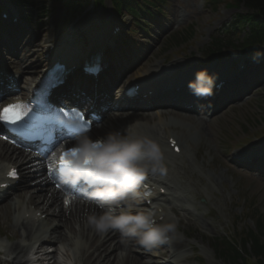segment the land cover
<instances>
[{
	"label": "clouds",
	"instance_id": "clouds-1",
	"mask_svg": "<svg viewBox=\"0 0 264 264\" xmlns=\"http://www.w3.org/2000/svg\"><path fill=\"white\" fill-rule=\"evenodd\" d=\"M216 80L215 74L201 69L188 82V88L197 98L211 97ZM52 159L60 165L62 180L71 185L83 184L87 200L99 209L88 217L89 226L97 233L118 231L149 251L171 243L177 234L178 221L170 214L166 217L164 209L138 207V194L146 175L166 171L160 143L140 125L130 124L98 138L80 135L67 149L61 146ZM30 215L38 213L24 209L14 219ZM29 259L30 264H36V256Z\"/></svg>",
	"mask_w": 264,
	"mask_h": 264
},
{
	"label": "rangeland",
	"instance_id": "rangeland-1",
	"mask_svg": "<svg viewBox=\"0 0 264 264\" xmlns=\"http://www.w3.org/2000/svg\"><path fill=\"white\" fill-rule=\"evenodd\" d=\"M37 1L39 2L38 6L47 4L48 8L51 7L53 4V0H37ZM108 6L109 4L106 3V7ZM222 11H225V9L222 8L220 12ZM35 14L36 13L34 12L33 15L35 16ZM202 16H204V18L199 22L200 15L199 14L196 15V21H198L199 23H197L198 25L195 24V26L192 28L193 31L197 30L198 32L200 31L201 27H204L205 21L207 20L208 17L206 16V13H202ZM196 36H194V38H192L191 41H188L187 44H192V41L195 39ZM164 46L165 45H163L162 47ZM179 46L180 44L177 46V49L179 48ZM177 49H175V51H177ZM34 56L38 57V53H36ZM218 117L220 118L219 119L216 118L214 120L215 129L218 132L225 133V135L233 138L234 137L247 138V135L252 134L255 129L264 126V87H261L258 96L256 98L254 97L247 104L232 109L229 113H227L223 117L222 115ZM261 138H264V136H261Z\"/></svg>",
	"mask_w": 264,
	"mask_h": 264
},
{
	"label": "bare ground",
	"instance_id": "bare-ground-1",
	"mask_svg": "<svg viewBox=\"0 0 264 264\" xmlns=\"http://www.w3.org/2000/svg\"><path fill=\"white\" fill-rule=\"evenodd\" d=\"M169 123L171 124V126H174V127H177L178 125H179V121L178 120H170L169 121ZM165 128H167V127H165ZM162 130H163V127H162V125H160V124H152V129L150 130V135H152L153 137H155L154 135H158L159 133H161L162 132ZM179 133L180 132H169V134H168V136L165 138V142L167 143V141H168V137H170V136H173L174 137V135H179ZM202 136V135H201ZM207 139H209V137H205V136H203V137H200L199 138V140L201 141L200 143H201V145L203 146V147H206L208 150H209V148H208V144H207ZM206 140V141H205ZM216 156V154L215 153H213L212 154V157H215ZM37 190V189H36ZM41 190H44V189H41ZM39 192V191H38ZM33 194H35V195H33ZM39 195L41 196V194L39 193ZM39 195H37L35 192H31V193H29V197L31 198V199H34V198H39L40 196ZM44 196H46V193H44L43 194ZM54 202H57V200H55V198H54ZM28 209V208H27ZM23 209L22 208H19V209H16L15 211H13V214H12V217L14 218V217H17L18 216V214L22 211ZM30 217H31V215H30ZM46 246V244H45V242H43V243H35L33 246H31V248H34L35 250L36 249H38V250H41V249H43L44 247ZM33 254V253H32ZM133 257V255H131V258ZM139 262H140V257H139Z\"/></svg>",
	"mask_w": 264,
	"mask_h": 264
},
{
	"label": "trees",
	"instance_id": "trees-1",
	"mask_svg": "<svg viewBox=\"0 0 264 264\" xmlns=\"http://www.w3.org/2000/svg\"><path fill=\"white\" fill-rule=\"evenodd\" d=\"M243 1L248 7L264 12V0H236L237 4Z\"/></svg>",
	"mask_w": 264,
	"mask_h": 264
},
{
	"label": "snow or ice",
	"instance_id": "snow-or-ice-1",
	"mask_svg": "<svg viewBox=\"0 0 264 264\" xmlns=\"http://www.w3.org/2000/svg\"><path fill=\"white\" fill-rule=\"evenodd\" d=\"M10 107L20 108V107H21V104L17 103L16 105H14V106H10ZM2 111H3L4 113H7L8 108H5V109L2 110ZM78 115H79V118H80V119H85V118H86V117L84 116L83 113H79ZM17 119H19V116H18V115H17ZM0 120H3V121L8 122V123H15V122H16L15 120H9L8 117H7L6 115H4V116H0ZM13 175H14V173H13Z\"/></svg>",
	"mask_w": 264,
	"mask_h": 264
}]
</instances>
